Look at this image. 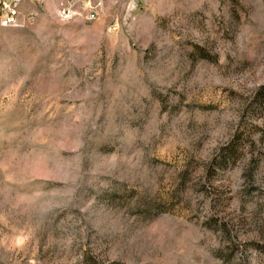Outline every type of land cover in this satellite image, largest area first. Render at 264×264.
Instances as JSON below:
<instances>
[{
  "label": "rangeland",
  "instance_id": "1",
  "mask_svg": "<svg viewBox=\"0 0 264 264\" xmlns=\"http://www.w3.org/2000/svg\"><path fill=\"white\" fill-rule=\"evenodd\" d=\"M31 1L0 24V264H264V0Z\"/></svg>",
  "mask_w": 264,
  "mask_h": 264
},
{
  "label": "built area",
  "instance_id": "2",
  "mask_svg": "<svg viewBox=\"0 0 264 264\" xmlns=\"http://www.w3.org/2000/svg\"><path fill=\"white\" fill-rule=\"evenodd\" d=\"M26 0H0V24L2 26H15L19 16V6ZM97 9L90 10L86 16V21H92L97 16ZM68 9H61L60 16L68 17Z\"/></svg>",
  "mask_w": 264,
  "mask_h": 264
},
{
  "label": "crops",
  "instance_id": "3",
  "mask_svg": "<svg viewBox=\"0 0 264 264\" xmlns=\"http://www.w3.org/2000/svg\"><path fill=\"white\" fill-rule=\"evenodd\" d=\"M57 1H59V0H45V6H53L54 4L57 3ZM35 6H36V4L32 1L31 2H24V3L22 2L19 6V14L24 12L26 10V8H32Z\"/></svg>",
  "mask_w": 264,
  "mask_h": 264
}]
</instances>
